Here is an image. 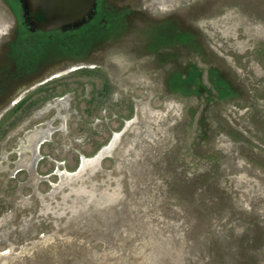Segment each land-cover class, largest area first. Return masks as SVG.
Returning <instances> with one entry per match:
<instances>
[{"label":"rangeland","instance_id":"rangeland-1","mask_svg":"<svg viewBox=\"0 0 264 264\" xmlns=\"http://www.w3.org/2000/svg\"><path fill=\"white\" fill-rule=\"evenodd\" d=\"M94 15L0 0V264H264V0Z\"/></svg>","mask_w":264,"mask_h":264},{"label":"water","instance_id":"water-1","mask_svg":"<svg viewBox=\"0 0 264 264\" xmlns=\"http://www.w3.org/2000/svg\"><path fill=\"white\" fill-rule=\"evenodd\" d=\"M32 31L74 29L85 23L96 0H21ZM94 14V13H93Z\"/></svg>","mask_w":264,"mask_h":264},{"label":"bare ground","instance_id":"bare-ground-1","mask_svg":"<svg viewBox=\"0 0 264 264\" xmlns=\"http://www.w3.org/2000/svg\"><path fill=\"white\" fill-rule=\"evenodd\" d=\"M117 139H118V136L116 134L113 137L111 143L107 147L103 148L99 153H97V156L94 157L95 159H92L91 161H96V160H98V159H100L102 157L104 158V156L108 155L114 149V147L116 146ZM82 162H83V164H86L89 161L83 160Z\"/></svg>","mask_w":264,"mask_h":264},{"label":"flooded vegetation","instance_id":"flooded-vegetation-1","mask_svg":"<svg viewBox=\"0 0 264 264\" xmlns=\"http://www.w3.org/2000/svg\"><path fill=\"white\" fill-rule=\"evenodd\" d=\"M94 11H95V8L94 9H92V13L88 16V17H86V20H85V23L82 25V26H80V27H78V28H75L74 30H76L77 31V29H82L83 27H85L86 25H88L91 21H92V19L94 18ZM26 19H27V17H26ZM28 20V19H27ZM28 23H29V25H30V23H31V21L30 20H28ZM32 31V30H31ZM67 32V31H72V29H65V30H57V31H51V32H37V31H32L33 33H36V34H40V35H43V34H48V33H56V32Z\"/></svg>","mask_w":264,"mask_h":264}]
</instances>
